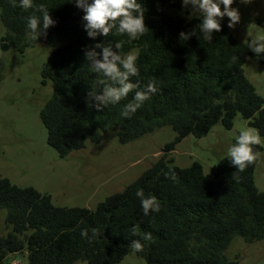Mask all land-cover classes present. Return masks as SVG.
Here are the masks:
<instances>
[{
    "label": "trees",
    "instance_id": "obj_1",
    "mask_svg": "<svg viewBox=\"0 0 264 264\" xmlns=\"http://www.w3.org/2000/svg\"><path fill=\"white\" fill-rule=\"evenodd\" d=\"M137 2L144 9L148 30L132 40L115 29L106 37L90 38L85 13L74 0H32L33 7L28 9L20 6L21 0H0L4 27L0 51L22 54L39 44L52 48L41 69L42 82L51 83L52 93L39 118L47 145L60 158L84 149L88 142L100 143L104 134L115 129L120 144L165 127L175 133L161 158L94 211L57 207L49 195L0 178V211H5L7 227L5 235L0 233V264L16 253H25L28 264H120L132 253L146 264H238L237 257L230 259L226 254L235 238L264 244V194L254 183L257 160L239 171L227 156L204 174L197 162L180 168L166 157L187 136L201 138L218 123L231 129L236 115L258 130L264 144V100L243 70L249 57L257 58L264 68V54L257 57L248 48L254 38L236 40L223 20L222 30L214 32L209 42L199 32L202 17L165 13L179 9L182 0ZM39 5L49 10L54 21L46 30ZM32 15L41 19L38 31L42 34L37 40L28 35L27 18ZM255 23L264 30V18ZM193 30L196 34L188 40L180 39L181 32ZM117 42H122L118 50L122 56L133 52L138 56L139 75L129 80L138 88L97 111L98 102L89 93L102 95L111 81L92 71L85 54L100 53L96 44L111 45L116 52ZM149 82H154L156 92L135 113L122 116L135 91L144 90ZM253 150L260 153L262 145H253ZM170 170L175 180L166 177ZM141 189L145 198L155 196L158 212L144 214L136 195ZM145 233H151L152 239L145 240ZM133 240L141 242L143 251L129 247Z\"/></svg>",
    "mask_w": 264,
    "mask_h": 264
},
{
    "label": "rangeland",
    "instance_id": "obj_2",
    "mask_svg": "<svg viewBox=\"0 0 264 264\" xmlns=\"http://www.w3.org/2000/svg\"><path fill=\"white\" fill-rule=\"evenodd\" d=\"M238 10L239 22L228 27L240 42L248 38L264 37V30L255 23L264 18V0H234L231 6ZM221 9L223 6L221 5ZM169 16L191 19L192 6L165 10ZM4 27L0 22V38ZM52 48L39 44L20 54L15 50L0 51V178H6L20 188L32 187L50 196L53 205L65 208H86L94 211L110 195L121 193L137 180L164 154L162 149L175 138L169 127L148 134L128 144H120L117 129L108 131L98 144L86 147L60 158L47 145L46 131L39 113L52 93L51 83L43 84L41 69ZM132 54L135 55V52ZM247 80L264 100V68L257 58L249 57L243 66ZM247 126L246 120L236 115L231 129L215 125L201 138L187 136L166 155L173 165L187 168L193 162L201 165L207 174L218 162L228 156V149ZM257 158L254 183L264 194V144ZM0 233L5 235V211H0ZM238 264H264V244H246L235 238L226 251ZM28 264L25 253L9 255L2 264ZM120 264H146L133 253Z\"/></svg>",
    "mask_w": 264,
    "mask_h": 264
},
{
    "label": "clouds",
    "instance_id": "obj_3",
    "mask_svg": "<svg viewBox=\"0 0 264 264\" xmlns=\"http://www.w3.org/2000/svg\"><path fill=\"white\" fill-rule=\"evenodd\" d=\"M14 2V0H13ZM71 2V0H70ZM75 6L83 10L85 15L83 19L87 21L86 30L90 38H95L97 35L106 37L115 29L118 34H126L130 39L135 40L139 36L144 35L148 30L144 22V9L137 0H74ZM234 0H182V7L187 8L192 6V15L202 17L198 25L199 32L203 34L206 41L211 42L213 33L220 32L221 21L227 17L228 27L233 28L240 20V15L237 9L232 8ZM221 5L223 9H221ZM20 6L28 9L32 8V0H21ZM37 11L42 13L43 29H48L54 24V21L49 15V10L44 5H39ZM41 24L40 17L36 15L27 18V27L30 30L28 35L31 39L37 40L42 34L38 31V26ZM193 30L191 33H180V39L186 41L191 35H195ZM94 48L100 49V53L95 50L88 51L85 54V59L90 62V67L93 72L102 74L106 77L110 84H106L103 88V94L97 95L92 91L89 93L91 99H95L98 103L95 104L96 110L100 111L108 104H117L121 99L127 97L128 93L137 89L138 85L129 82L130 77L139 75V69L136 66L138 59L137 55L129 53L122 56L119 49L122 48V42L115 43L116 52L112 51L111 45L96 44ZM248 48L259 57L264 54V37H257L250 41ZM102 56V59H98ZM156 88L154 82H149L146 88L142 91H135L132 102L125 105L121 115L129 117L135 113L143 104L144 101L150 98L149 94L155 93ZM261 143V137L257 129L246 128L241 131L237 137L236 143L229 147V161L235 169L243 171L248 165L253 164L258 156L254 152L253 145ZM166 177L173 180L176 175L173 171L165 174ZM137 197L141 199V207L145 215L149 211L158 212L159 202L155 196L144 197L143 190H138ZM93 234L96 230L93 229ZM133 235L136 229H132ZM82 236H87L86 231H82ZM145 240H151V233L144 234ZM134 252L143 251V245L139 240H133L129 245ZM76 264H87V261H77Z\"/></svg>",
    "mask_w": 264,
    "mask_h": 264
},
{
    "label": "built area",
    "instance_id": "obj_4",
    "mask_svg": "<svg viewBox=\"0 0 264 264\" xmlns=\"http://www.w3.org/2000/svg\"><path fill=\"white\" fill-rule=\"evenodd\" d=\"M12 264H16V263H12Z\"/></svg>",
    "mask_w": 264,
    "mask_h": 264
}]
</instances>
